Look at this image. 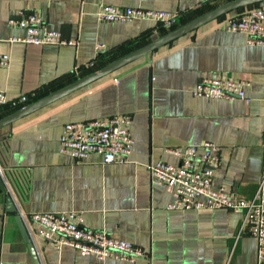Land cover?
I'll use <instances>...</instances> for the list:
<instances>
[{
	"label": "crops",
	"instance_id": "obj_1",
	"mask_svg": "<svg viewBox=\"0 0 264 264\" xmlns=\"http://www.w3.org/2000/svg\"><path fill=\"white\" fill-rule=\"evenodd\" d=\"M234 0H0V92L25 106L121 59ZM102 5L180 15L171 28L147 21L99 22ZM216 19L56 102L0 129V263L4 264H256L257 240L243 228V213L229 209L169 208L171 192L151 180L150 167L179 164L172 150L213 143L221 157L213 186L251 200L264 169V46L225 29ZM36 13L44 26L74 46L10 43L25 31L8 21ZM94 63L93 67L89 64ZM205 77L244 81L250 102L197 98ZM20 109L0 108V120ZM133 117V151L124 164L100 155L76 161L60 151L68 123ZM2 141V142H1ZM6 144V158L2 145ZM11 195L37 254L33 260L7 211ZM78 213L88 229L105 231L149 253L148 258L82 256L40 236L31 214Z\"/></svg>",
	"mask_w": 264,
	"mask_h": 264
},
{
	"label": "built area",
	"instance_id": "obj_2",
	"mask_svg": "<svg viewBox=\"0 0 264 264\" xmlns=\"http://www.w3.org/2000/svg\"><path fill=\"white\" fill-rule=\"evenodd\" d=\"M180 15L168 11L145 10L141 8H120L102 5L96 13L99 22L125 24L147 21L168 28L175 27ZM10 27L25 31L24 37H12L10 43H24L36 46H74L62 33L44 26L42 17L36 13L19 11L8 21ZM225 29L243 33L251 45L264 46V7L251 8L230 16ZM1 41V40H0ZM9 63L8 55H0V65ZM94 63L89 64L93 67ZM248 84L244 81L205 77L193 89L197 98L208 100L242 99L247 103ZM29 103L27 96L9 100L0 92V108L21 109ZM133 117L119 114L106 119L89 122H74L64 126L60 138V151L76 161H84L91 155H100L105 164H124L128 161L135 144L132 132ZM6 158V144L2 145ZM179 164L159 162L151 165V180L166 187L173 201L169 208L181 209H229L243 213V228L257 240V262L264 264V169L256 193L251 200L228 193L213 186L214 169L221 157L217 147L210 142L201 146H188L172 150ZM8 170L0 165V175ZM11 196V195H9ZM12 197V196H11ZM29 221L40 228V236L58 248L72 247L82 256H95L98 260L108 258L135 260L148 258L149 253L135 244L122 240L105 231L88 229L78 213L31 214ZM4 264V263H0Z\"/></svg>",
	"mask_w": 264,
	"mask_h": 264
},
{
	"label": "water",
	"instance_id": "obj_3",
	"mask_svg": "<svg viewBox=\"0 0 264 264\" xmlns=\"http://www.w3.org/2000/svg\"><path fill=\"white\" fill-rule=\"evenodd\" d=\"M264 2V0H234L231 2H228L215 10L211 11L210 13L184 25L181 27H178L166 35L162 36L161 38L153 41L152 43L142 47L141 49H138L137 51L130 53L129 55L118 59L114 61L113 63L79 79L78 81L72 83L71 85L43 98L40 99L34 103H31L23 108H21L18 111H15L14 113L2 118L0 120V129L12 125L14 122L33 114L42 108L56 102L57 100L83 88L86 86L92 85L94 82H96L99 79H102L108 75L113 74L117 70L121 69L122 67L140 59L147 55H152L155 51L158 49L178 40L179 38L199 29L200 27L216 20L219 18H222L234 11L249 7L258 5L260 3ZM6 206L7 211L13 214H16L15 220L19 227V230L21 234L23 235L26 243L29 245V250L31 253V256L33 260L37 261V254L32 242V237L29 233V229L27 227V224L24 221V218L20 214L18 208L16 207L13 198L11 196L7 197L6 200Z\"/></svg>",
	"mask_w": 264,
	"mask_h": 264
},
{
	"label": "rangeland",
	"instance_id": "obj_4",
	"mask_svg": "<svg viewBox=\"0 0 264 264\" xmlns=\"http://www.w3.org/2000/svg\"><path fill=\"white\" fill-rule=\"evenodd\" d=\"M172 29V28H171ZM2 142V141H1Z\"/></svg>",
	"mask_w": 264,
	"mask_h": 264
},
{
	"label": "trees",
	"instance_id": "obj_5",
	"mask_svg": "<svg viewBox=\"0 0 264 264\" xmlns=\"http://www.w3.org/2000/svg\"><path fill=\"white\" fill-rule=\"evenodd\" d=\"M235 12V11H234Z\"/></svg>",
	"mask_w": 264,
	"mask_h": 264
}]
</instances>
